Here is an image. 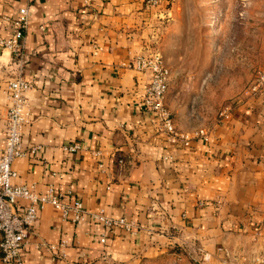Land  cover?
I'll list each match as a JSON object with an SVG mask.
<instances>
[{
	"label": "crops",
	"instance_id": "crops-1",
	"mask_svg": "<svg viewBox=\"0 0 264 264\" xmlns=\"http://www.w3.org/2000/svg\"><path fill=\"white\" fill-rule=\"evenodd\" d=\"M23 6L22 51L0 44V146L7 83L20 75L31 82L22 146L40 149L13 161V181L52 187L62 201L130 224L113 226L101 242L97 221L75 223L46 203L23 263L146 264L177 248L202 249L203 264L264 256V93L222 121L196 124L189 104L182 112L168 91L175 127L188 139L173 142L142 108L149 71L131 65L158 46L161 4L0 0L1 39L11 37ZM75 142L78 150L63 149Z\"/></svg>",
	"mask_w": 264,
	"mask_h": 264
},
{
	"label": "rangeland",
	"instance_id": "rangeland-1",
	"mask_svg": "<svg viewBox=\"0 0 264 264\" xmlns=\"http://www.w3.org/2000/svg\"><path fill=\"white\" fill-rule=\"evenodd\" d=\"M159 4L165 12L156 16L160 33L153 52L161 54L169 69L171 102L182 112L189 104L194 123L222 121L239 104L264 93V0ZM201 250L187 254L177 248L146 264H203ZM233 261L264 264V256Z\"/></svg>",
	"mask_w": 264,
	"mask_h": 264
},
{
	"label": "built area",
	"instance_id": "built-area-1",
	"mask_svg": "<svg viewBox=\"0 0 264 264\" xmlns=\"http://www.w3.org/2000/svg\"><path fill=\"white\" fill-rule=\"evenodd\" d=\"M159 2L160 0H148L151 5ZM28 19L27 7H20L11 37L0 38V44L20 53L22 48L19 39L28 25ZM131 65L137 70L149 71L142 108L153 115L155 122L168 139L176 142L178 138H182L184 144H188L187 136L177 131L166 105L170 73L161 54L158 52L139 54L135 56ZM30 86L31 82L19 75L9 80L6 87L9 104L4 120L3 144L0 146V257L3 264H24L22 254L27 238L34 231L39 211L46 203L58 209L63 218H70L75 223H80L87 217L97 221L103 228L101 242L106 241L108 230L113 226L121 224L129 228L130 225L124 217L112 219L105 216L102 211H89L80 201H62L52 187L39 192L33 185L13 181L16 176L12 167L13 161L24 155L33 157L40 149L39 146L28 149L22 146L23 129L28 121L25 92ZM197 134L206 136L203 129H199ZM79 148L80 144L76 142L63 146L67 152H74ZM64 245L65 241L62 240L57 244H50L49 248L57 250Z\"/></svg>",
	"mask_w": 264,
	"mask_h": 264
}]
</instances>
